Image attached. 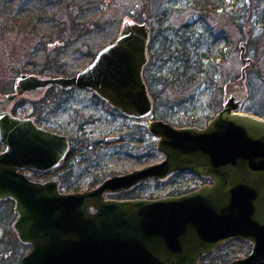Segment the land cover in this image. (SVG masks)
I'll use <instances>...</instances> for the list:
<instances>
[{
    "label": "water",
    "instance_id": "95a60500",
    "mask_svg": "<svg viewBox=\"0 0 264 264\" xmlns=\"http://www.w3.org/2000/svg\"><path fill=\"white\" fill-rule=\"evenodd\" d=\"M149 38L146 21L124 18L115 38L82 69L71 75L21 73L13 92L0 97V201L13 200L12 228L19 242L31 246L19 264H202V255L232 239L251 247L223 264H264V117L240 110L242 82L253 63L244 58V41L239 55L247 63L239 88L224 91L221 108L204 126L148 123L164 154L159 162L82 191H61L55 180H33L20 171L56 167L68 139L12 115L11 102L53 84L86 87L127 117H147L153 109L143 77ZM180 170L212 182L154 198L106 197Z\"/></svg>",
    "mask_w": 264,
    "mask_h": 264
},
{
    "label": "rangeland",
    "instance_id": "374dc122",
    "mask_svg": "<svg viewBox=\"0 0 264 264\" xmlns=\"http://www.w3.org/2000/svg\"><path fill=\"white\" fill-rule=\"evenodd\" d=\"M26 1L0 0V16L3 17L7 10L24 7ZM69 1L54 4V8L61 9L57 19L62 22L59 29L63 28L65 32L69 30L70 16L78 13L73 10L68 14ZM80 1L83 4L90 1V7L83 12L86 18L101 16L102 20L108 21L104 31L97 28L66 47L62 43H52L58 37V29L47 28V25L37 32L13 30L0 33V97L13 92L21 73L71 75L82 69L93 58V55H86L87 50L97 52L115 38L121 21L131 18L146 21L154 40L148 66L146 64L143 69V77L150 84L148 91L153 109L147 117L136 120L114 112L106 105L100 106L103 110H97L88 100L87 91L83 90L61 94L53 89L44 97L39 95L32 99L38 94H21L16 102V99L12 101L14 107L21 106L18 114H35L39 121L69 136L74 153L67 165L74 172V179H64L65 186L72 189L66 191H74L72 186L79 191L86 190L113 174L162 160L164 154L156 148L157 138L147 127L153 119H164L175 126H204L221 108L224 91L236 92L239 88L240 68L247 63L239 55L241 41L245 42L244 58L252 59L253 63L246 69V78L242 82L245 97L240 110L264 117V0ZM97 2L100 5L95 8ZM83 25L87 27L89 23H82L75 33L83 29ZM109 32L112 35L105 37ZM63 47L67 49L63 50ZM78 48H83V52ZM45 55H50L46 65L53 68L40 73L41 68H45ZM32 102H35L34 111ZM143 137L150 145L145 146ZM3 148L1 143L0 150ZM170 176L163 180L149 179L133 189L110 195L115 198H154L181 194L199 185L198 179L190 173ZM12 207L9 202L0 205V226L5 227L0 236V264H19L20 255L29 250L26 244L19 242L9 225L14 219L9 213ZM250 247L246 241L232 239L205 254L207 257L201 256L200 262L205 264L220 257L230 260L245 255Z\"/></svg>",
    "mask_w": 264,
    "mask_h": 264
},
{
    "label": "trees",
    "instance_id": "16d2710c",
    "mask_svg": "<svg viewBox=\"0 0 264 264\" xmlns=\"http://www.w3.org/2000/svg\"><path fill=\"white\" fill-rule=\"evenodd\" d=\"M46 1L48 2V4H45L43 0H27L25 2L24 7H19L16 9V11L7 10L5 13L2 14V16L4 15L3 17L0 16V33L10 32L13 30H15L16 32H26V31L27 32H37L39 28H41L43 25H47V28H50V29L57 28L58 29L57 30L58 37L53 39L52 43L54 44L62 43V44H65L64 46L66 47L68 45L77 43L76 41L82 40L84 35H87L89 32L94 31L97 28H100V30L104 31L105 27L108 25V21L102 20L101 16L92 17V18H86L84 16L83 12H85L90 7L88 6L90 1L84 2L85 4H83V1L81 2L80 0H70L68 2V6H66L68 10V14L70 15V13H72L73 10H76V12L78 13L74 14L73 16H70L69 23H68L69 30L65 32L63 28L59 29L61 25L60 23L62 22L59 19H57V16L60 14V12L58 11H61V9L60 8L56 9V6L54 8V4L59 3L61 0H46ZM99 3L100 2H97L96 6L94 7L95 8L99 7L100 5ZM21 6H23V3ZM85 20H87L88 22H84ZM82 23L83 24L89 23V25L87 27H84L83 25V29H81L83 31L80 30L79 32L75 33V30L79 26H81ZM109 34L110 32L106 34L105 37L108 38ZM65 47H63L64 48L63 50L67 49ZM78 49L81 52H83V48H78ZM95 53L96 52L94 50L88 49L86 55L94 56ZM47 59H50V55H45L43 59V67L45 65V68H41V71H39L40 73H44L53 68L52 66L46 65V63H49V60L47 61ZM135 197H138V196H135ZM237 240H239L240 242H243V240L241 239H237ZM203 256H206V255H203ZM201 260H202V257L200 261ZM215 260L217 261L210 260V261H207V263L205 262L204 263L213 264L214 262H220V261L223 263H226L229 261V259L224 260L223 258L221 259V257Z\"/></svg>",
    "mask_w": 264,
    "mask_h": 264
},
{
    "label": "flooded vegetation",
    "instance_id": "af4514ba",
    "mask_svg": "<svg viewBox=\"0 0 264 264\" xmlns=\"http://www.w3.org/2000/svg\"><path fill=\"white\" fill-rule=\"evenodd\" d=\"M154 43V40L153 39H151V34H150V38H149V43H148V60H147V66H148V63H149V60H150V56H151V54H152V49H151V44H153ZM151 53V54H150ZM48 76H52V75H48ZM146 81V85H147V89L149 90V82L147 81V79L145 80ZM56 90V91H58L59 93H61V94H64V93H70V92H77L78 90H83V91H87V94L89 95L88 97H89V101L91 102V104L95 107V109H97V110H103V108H101L100 106H108L110 109H112L114 112H119L117 109H115V108H113V107H111L106 101H104L102 98H100L95 92H93L91 89H89V88H86V87H80V88H75V87H71V88H68V89H63V88H61V87H59V86H57V85H49V86H47L46 88H44V89H42V90H39L36 94H38L37 96H35V97H32V99H37V98H39V95H41V96H43L44 97V95H46L47 94V92L50 90ZM28 95V94H27ZM48 95V94H47ZM31 96H33V95H31ZM19 98H17L16 100H15V102L18 100ZM27 102V101H26ZM34 103L35 102H32V104H33V111L35 110V105H34ZM24 104V103H23ZM26 104L27 103H25V106H26ZM22 106H24V105H22ZM21 106L18 104V105H16V107H14V104H11V106L8 108V110H9V112L12 114V115H16V116H20V117H28V118H31L32 120H33V122L38 126V127H41V128H43V129H45L46 131H48V132H56V133H61V134H64V135H66L67 136V139H68V147H67V150H66V152H65V155H64V157L62 158V160L60 161V163H59V165H57L56 167H54V168H51V169H46V170H42V171H39V170H31V169H22V170H20L21 172H24L26 175H28V177L29 176H31V177H29V178H31V179H33V180H38V181H45V180H55V181H57V184H58V187H59V189L61 190V191H66L65 189H69V188H67L66 186H65V182H64V179H69V180H72V179H74V177H73V174H74V172H71L72 170H71V167H69L68 165H67V163H68V161H70V160H68L69 158H70V156L71 155H73V150H74V146L72 145V144H70V138H69V136L67 135V134H65V133H62V132H59V131H57V129H55L52 125H50V124H45V123H43V122H41V121H39L38 119H37V117H36V115L35 114H31V113H29V114H25V115H20V114H18V109L20 108ZM120 113V112H119ZM121 114V113H120ZM122 115V114H121ZM124 116V115H123ZM132 119H134V118H132ZM96 120V119H95ZM134 120H136V119H134ZM143 131V134L145 135V133H146V131L143 129L142 130ZM144 139H145V137H143ZM140 140L142 139L141 137L139 138ZM0 142L4 145V143L0 140ZM144 143H145V146L146 145H150V142H148L147 141V139H145V141H144ZM71 145H72V147H71ZM184 172H186V173H190V174H192V176L193 177H195V178H197L198 179V183H199V185H202V184H205V183H211L212 181L210 180V179H208V178H205V177H202V176H200V175H198V174H196V173H194V172H191V171H189V170H180V171H176V172H174L170 177H175L176 175H178L179 173H184ZM34 178H36V179H34ZM74 182V181H73ZM75 183V182H74ZM72 187H74L73 188V190L74 191H79L80 189H77L75 186H72ZM196 187L194 186V187H192V188H190V189H188V190H186V192L187 191H189V190H193V189H195ZM133 189V188H132ZM69 190H72V189H69ZM122 192V191H121ZM185 192V191H184ZM116 194V193H115ZM106 197H112V195H107ZM6 202H9V204H11V205H13L14 203H13V200H11L10 198H7V199H5V200H1L0 201V205L1 204H4V203H6ZM9 211V210H8ZM9 213L10 214H12V216H14V219H15V216H16V214H15V212L13 211V207L12 208H10V211H9ZM4 216H6L5 214H4ZM6 218H8V217H6ZM13 219V220H14ZM10 220V219H9ZM9 220H8V222L7 223H9ZM13 220L10 222V227L12 228V222H13ZM2 226V225H1ZM0 226V227H1ZM2 228V233H1V236H2V234L4 233V229H5V227H1ZM12 230H13V228H12ZM14 231V230H13ZM15 232V231H14ZM16 234V233H15ZM28 247H29V250H30V248H31V246L30 245H27ZM28 250V251H29ZM27 253V252H26ZM21 257H22V255H20V259H21Z\"/></svg>",
    "mask_w": 264,
    "mask_h": 264
}]
</instances>
